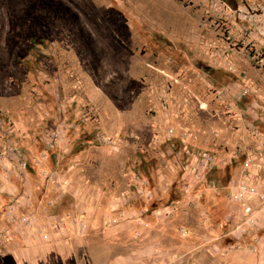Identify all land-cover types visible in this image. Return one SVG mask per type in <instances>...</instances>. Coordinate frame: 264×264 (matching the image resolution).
Here are the masks:
<instances>
[{
  "label": "rangeland",
  "instance_id": "obj_1",
  "mask_svg": "<svg viewBox=\"0 0 264 264\" xmlns=\"http://www.w3.org/2000/svg\"><path fill=\"white\" fill-rule=\"evenodd\" d=\"M249 122L264 0H0V264H264Z\"/></svg>",
  "mask_w": 264,
  "mask_h": 264
},
{
  "label": "built area",
  "instance_id": "obj_2",
  "mask_svg": "<svg viewBox=\"0 0 264 264\" xmlns=\"http://www.w3.org/2000/svg\"><path fill=\"white\" fill-rule=\"evenodd\" d=\"M226 90L219 89L216 94L223 95ZM254 90L256 88L253 85L246 84L242 86L240 97L253 93ZM233 107L234 104H231L228 111H232ZM248 125L249 139L243 151L245 160L242 176L231 182L234 200L243 203L242 218L233 231L240 236L250 228H257L264 221V135L254 128L252 122ZM24 222H28L27 217Z\"/></svg>",
  "mask_w": 264,
  "mask_h": 264
}]
</instances>
